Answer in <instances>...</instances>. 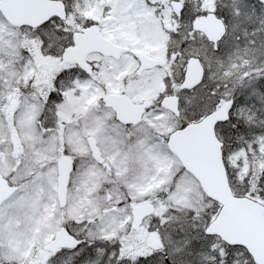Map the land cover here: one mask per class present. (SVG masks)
Masks as SVG:
<instances>
[{
  "label": "snow or ice",
  "instance_id": "snow-or-ice-1",
  "mask_svg": "<svg viewBox=\"0 0 264 264\" xmlns=\"http://www.w3.org/2000/svg\"><path fill=\"white\" fill-rule=\"evenodd\" d=\"M0 264H264V0H0Z\"/></svg>",
  "mask_w": 264,
  "mask_h": 264
}]
</instances>
